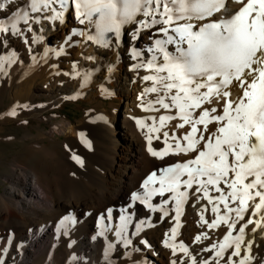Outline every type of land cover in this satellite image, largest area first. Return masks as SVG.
I'll list each match as a JSON object with an SVG mask.
<instances>
[{
	"label": "bare ground",
	"instance_id": "bare-ground-1",
	"mask_svg": "<svg viewBox=\"0 0 264 264\" xmlns=\"http://www.w3.org/2000/svg\"><path fill=\"white\" fill-rule=\"evenodd\" d=\"M28 2L15 0L0 11V21L7 20L18 9L29 10L30 16L40 17L38 23L31 19L27 24L21 21L17 25L20 35L0 32V56L11 57V61L5 59L0 68V103L2 99L7 100L9 112L14 109L16 113L15 116L7 115L9 119L2 120L1 124L27 119L17 114L35 95L52 97L60 103L74 95L85 94L95 103L99 89L104 88L119 102L111 106L114 110L86 113L77 124L61 120L52 123L50 132L42 131L38 136L24 134V141L32 145L33 138L50 144L38 150L26 149V156L15 160L3 176L8 185L0 192V264H111L112 259H120L118 264H173L174 261L192 264L193 256L197 264L205 259L209 264L218 259L219 264H224L215 253L228 231L232 232V238L239 233L229 229L223 221L211 229L199 222L201 216L212 222L217 215L225 214L222 204L219 214L212 212L213 204L217 203L215 198L220 195L213 186H209V196L214 198L210 204L202 192L193 195L198 185L194 183L192 188H187L181 184L179 191L187 192L188 196L180 205V226L174 239L171 232L177 223L174 192L152 195L149 203L159 206L157 211L133 199V193L145 195L142 185L150 174L156 172L157 180L148 189H158L163 169L192 160L197 155L196 152H175L173 135L182 147L185 146L187 142L182 140V135L190 131V125L184 129L176 127L183 122L178 115L166 121L163 127L159 123L160 115H175L178 109L166 110L158 104H150L154 93L141 98L145 87L151 84L142 77L152 73L136 65L146 64L154 54L159 56L149 51L155 47L156 39L163 38L155 30L158 26L141 28L134 34L132 25H126L120 38L117 40L110 34L113 35L111 46L104 47L88 40V35L94 34V27L80 24L71 2L68 9H62L57 3L38 13L27 9ZM53 8L63 12L62 19L45 18L55 15ZM135 52L140 55L135 56ZM238 94V90L233 89V96ZM120 101H123L122 109L117 113ZM99 107L104 106L100 104ZM34 115L38 114L28 116ZM209 127L214 130L215 125ZM164 132L169 133L168 137H164ZM56 135L73 141L70 154L63 155L57 147ZM149 146L161 155L153 156L148 151ZM73 157H78L80 162ZM186 178L185 174L181 180ZM220 187L230 191L222 182ZM189 206L194 209V219L183 225L182 215ZM229 206L236 205L229 201ZM164 211L168 216H164ZM261 216H264V209L252 219L260 220ZM65 217L69 219L61 226ZM121 217L127 220L117 236ZM235 219L234 213L230 214V222ZM252 227L249 225L245 229L244 240L252 241L255 259L251 264H257L264 258V231L257 228L253 233ZM80 230L82 233L77 235ZM198 235L201 239L196 241ZM67 243L77 247V252H71ZM109 244L112 245L110 249ZM181 244L188 248L187 254L181 251ZM205 248L210 251H203ZM230 251L232 249L224 255ZM244 255L248 253L245 244H241V257ZM42 257H45L43 261ZM241 257L233 259L238 261Z\"/></svg>",
	"mask_w": 264,
	"mask_h": 264
},
{
	"label": "snow or ice",
	"instance_id": "snow-or-ice-1",
	"mask_svg": "<svg viewBox=\"0 0 264 264\" xmlns=\"http://www.w3.org/2000/svg\"><path fill=\"white\" fill-rule=\"evenodd\" d=\"M12 3L15 0H0V11ZM57 3L62 9L69 8V0H29L27 9L38 13ZM71 3L80 24L94 27V34L88 35V40L104 47L111 46L113 35L110 34L118 40L126 25H132L134 34L141 28L158 26L155 30L163 36L155 40L154 48L149 49L159 56L154 54L146 64L136 65L152 73L142 77L151 84L145 87L141 98L154 93L150 104H158L166 110L178 109L175 115H160L159 123L163 127L166 121L178 115L183 122L176 127L184 129L190 125V131L182 135V140L187 142L185 146L182 147L173 135L175 152H196L197 155L192 160L163 169L158 189H148L157 180L156 172L150 174L142 185L146 189L145 195L133 193V199L157 211L159 206L153 207L149 203L152 195L174 192L177 205V223L171 230L174 239L180 226V205L188 196L187 192L179 191L181 184L187 188H192L194 183L198 185L193 195L202 192L210 204L214 198L209 196V186H213L220 195L215 198L217 203L213 204L212 212L219 214L222 204L225 214L217 215L212 222L201 216V221L210 229L223 221L229 229L239 233L232 238V232L228 231L215 255L223 259L224 264H251L255 259L253 244L251 240L245 242V229L253 225L250 229L253 233L257 228L264 231V216L257 221L252 219L264 209V0H71ZM231 5L239 7L232 8ZM52 11L55 15L46 19L63 18L62 11L56 12L54 8ZM30 19L40 21L39 16H30L29 10L18 9L7 20L0 21V32L20 35L17 25L21 21L27 24ZM5 59L11 61V57L0 56V68ZM233 89L239 94L233 96ZM6 115L15 116V110ZM210 124L215 125L214 130ZM163 135L168 137L169 133ZM148 151L153 156L161 155L150 146ZM73 158L80 162L78 157ZM185 174L187 178L181 180ZM221 182L230 191L222 189ZM229 201L236 206L230 207ZM108 211L110 214L111 209ZM233 213L236 219L230 222ZM245 213H248L247 219ZM164 216H168L167 211ZM68 219L65 217L61 226ZM121 220L117 236L123 231L127 217H121ZM241 221L243 223H239ZM139 230L138 225L137 232ZM200 239L199 235L195 237L196 241ZM241 244H245L248 253L243 257ZM108 247L110 249L112 245ZM212 247L216 248V245ZM180 249L188 253L183 244ZM228 249L232 251L225 256ZM233 257L241 258L236 261ZM192 264H197L194 256ZM201 264L209 262L205 259ZM214 264H219V259ZM257 264H264V258Z\"/></svg>",
	"mask_w": 264,
	"mask_h": 264
},
{
	"label": "rangeland",
	"instance_id": "rangeland-1",
	"mask_svg": "<svg viewBox=\"0 0 264 264\" xmlns=\"http://www.w3.org/2000/svg\"><path fill=\"white\" fill-rule=\"evenodd\" d=\"M98 96L99 97L95 103L90 102L85 94L78 96L74 95L59 103L55 98H41L40 96L35 95L32 102L26 104L27 107H23V109L17 114L18 116L27 117V119H13V121L10 120L9 122L1 124L2 120L8 118L6 117V114L9 112V108L6 105L9 102L2 99L3 101L0 103V192H3L4 188L8 185V183L4 181L3 176L9 172L15 160L24 158L29 149L38 150L41 146L43 147L50 144L49 141L42 142L33 138L34 140H32L35 143L32 145L30 141H24V134L30 133L38 136L42 131L50 132L53 129L52 123L57 124L61 120L71 121L74 124H77L86 116V113L88 114L89 112L100 111L102 109L114 110L111 106L119 102L114 101L111 96L108 95V92H105L104 88L99 89ZM122 102L123 101H120V109L116 110L117 113L122 109ZM100 104L104 107H99ZM38 112L41 113L39 114ZM31 113H36L38 115L28 116ZM56 137L55 144L63 152V155L70 154L73 147V141L67 140L64 137H59L58 135H56ZM60 164L61 172L63 170L62 161H60ZM194 214V209L191 206L187 207L182 215L183 221L181 219V223H184L183 225H185L190 222V220L192 221L194 219V217H192ZM199 222H202L200 218ZM81 231L82 230L77 232V235H80V233H82ZM136 238L137 237L134 236V239ZM66 246L71 252H77V247L75 248L68 243ZM102 253L104 252L102 251ZM44 258L45 257H42L41 261H43ZM112 262L113 263L111 264H118L120 263V259H112Z\"/></svg>",
	"mask_w": 264,
	"mask_h": 264
}]
</instances>
